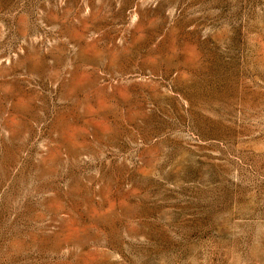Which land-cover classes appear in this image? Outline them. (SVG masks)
<instances>
[{
    "label": "rangeland",
    "instance_id": "rangeland-1",
    "mask_svg": "<svg viewBox=\"0 0 264 264\" xmlns=\"http://www.w3.org/2000/svg\"><path fill=\"white\" fill-rule=\"evenodd\" d=\"M0 264H264V0H0Z\"/></svg>",
    "mask_w": 264,
    "mask_h": 264
}]
</instances>
